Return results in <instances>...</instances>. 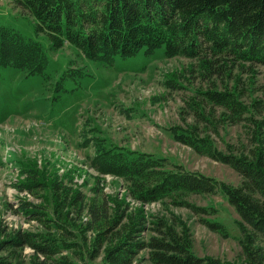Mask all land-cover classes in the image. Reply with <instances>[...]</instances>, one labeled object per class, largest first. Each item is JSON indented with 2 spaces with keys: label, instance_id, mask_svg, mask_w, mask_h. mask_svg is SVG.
Instances as JSON below:
<instances>
[{
  "label": "trees",
  "instance_id": "obj_1",
  "mask_svg": "<svg viewBox=\"0 0 264 264\" xmlns=\"http://www.w3.org/2000/svg\"><path fill=\"white\" fill-rule=\"evenodd\" d=\"M15 2L36 18L38 32L47 33L57 49L72 44L88 58L111 62L143 48L153 52L163 47L167 55L197 60L209 83L186 100L184 110L190 115H184V125L172 126L171 134L197 154L231 166L242 180L231 185L169 157L108 144L102 137L88 139L95 146L90 166L122 179L125 197L89 198L57 173L50 176L26 166V176L15 186L41 200L18 197L15 212L37 227H14L0 212V264H88L98 259L101 264H264V99L253 91L255 68L264 66V0ZM46 64L38 41L0 23V68L34 75L44 73ZM238 67L248 70L249 77L243 79ZM228 126L241 128L245 140L221 149L215 136ZM219 191L241 218V262L197 255L185 222L175 216L150 218L144 208L167 200L193 210L225 236L224 223L205 217L216 209L189 200ZM127 198L140 205L132 208ZM27 247L33 252L25 253Z\"/></svg>",
  "mask_w": 264,
  "mask_h": 264
},
{
  "label": "rangeland",
  "instance_id": "obj_2",
  "mask_svg": "<svg viewBox=\"0 0 264 264\" xmlns=\"http://www.w3.org/2000/svg\"><path fill=\"white\" fill-rule=\"evenodd\" d=\"M36 22L15 0H0V23L38 41L47 59L42 74L0 68V212L10 224L24 229L37 227L35 221L29 222L15 212L18 197L35 203L41 200L15 186L26 176V166H37L50 176L57 173L89 198L125 197L122 179L101 174L90 166L95 146L88 139L95 137H102L108 144L169 157L190 170L231 185L240 184L242 178L234 168L197 154L171 134L170 128L184 125V115H190L184 110L186 100L209 83L200 75L197 60L167 55L159 47L153 52L143 48L135 55L116 56L111 62H104L88 58L72 44L55 48L47 33L38 32ZM192 65L195 68L191 72ZM238 70L243 79L249 77L248 70ZM255 70L254 97L264 99V66ZM215 139L225 149L227 144L241 145L245 137L241 128L228 126ZM127 199L132 208L140 205ZM189 200L197 206H213L215 214L205 217L224 223L228 235L211 230L193 210L176 207L167 200L146 204L144 208L150 218L175 216L185 222L193 233L197 255L241 262V218L226 196L219 191L214 195H191ZM10 201L14 207L9 206ZM32 252L29 247L25 249V253ZM140 256H146V251Z\"/></svg>",
  "mask_w": 264,
  "mask_h": 264
}]
</instances>
